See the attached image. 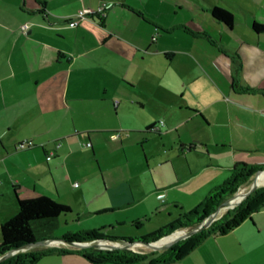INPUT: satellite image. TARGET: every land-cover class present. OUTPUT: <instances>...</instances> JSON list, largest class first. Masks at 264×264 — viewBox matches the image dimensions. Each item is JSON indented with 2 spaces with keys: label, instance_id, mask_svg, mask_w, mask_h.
I'll return each instance as SVG.
<instances>
[{
  "label": "crops",
  "instance_id": "obj_1",
  "mask_svg": "<svg viewBox=\"0 0 264 264\" xmlns=\"http://www.w3.org/2000/svg\"><path fill=\"white\" fill-rule=\"evenodd\" d=\"M222 1L245 14L248 24L233 45L224 35L244 21L210 0H0V226L18 211L16 193L45 194L39 181L45 172L51 175L46 186L58 194L96 190L104 202L86 214L115 213L110 228L162 213L168 225L219 186L212 180L229 179L236 163L264 164V31L254 28L264 24V0ZM104 2V15L69 23L81 9L97 10ZM215 5L233 13L232 27L213 17ZM234 81L257 90L238 89ZM77 119L87 126L80 128ZM160 120V129H148ZM153 135L165 149L155 148ZM25 140L35 146L19 148ZM131 143L136 149L127 151ZM120 151L103 164L104 154ZM88 159L96 160L97 170H79ZM171 177L178 178V189L165 193L168 186H159ZM163 194L168 205L158 204ZM77 212L71 207L60 225L75 221ZM154 230L139 222L125 237ZM153 260L95 263L56 249L34 264ZM164 264H264V205Z\"/></svg>",
  "mask_w": 264,
  "mask_h": 264
},
{
  "label": "trees",
  "instance_id": "obj_2",
  "mask_svg": "<svg viewBox=\"0 0 264 264\" xmlns=\"http://www.w3.org/2000/svg\"><path fill=\"white\" fill-rule=\"evenodd\" d=\"M211 13L214 18L224 22L227 26H233L234 15L226 8L215 5L211 9ZM254 28L258 32H263L264 24L255 22ZM234 62L236 63V68L240 70L242 66L240 56H237ZM235 81L234 86L238 89H243L250 92L257 90L254 88L243 87ZM263 170L264 164H251L247 162L236 163L229 179L224 184L217 186L200 205L188 211L176 221L164 226L157 232L136 238L143 240H156L161 237V235L166 233H172L185 227H197L211 209L218 207L223 201L227 199V196L233 195L240 191L241 187L245 183L249 182L258 171ZM263 176L264 175L260 176L258 181L263 178ZM16 197L18 211L15 213V215L3 221L0 226V253L11 251L12 249H15L26 243H36L41 239H46L56 228L59 227L61 216L71 212V207L69 205L62 204L45 194L30 198H22L16 193ZM262 205H264V188L251 193L247 197L246 201L241 204V206H237L233 210L225 213L217 222L208 228L194 232L183 243L179 244V242H177L176 244L180 245L179 250H175L173 247H171V249L167 251L169 255L166 258L154 257V260L151 262V264H164L180 259L210 235L215 233H224L227 230L234 228L244 219H246V217L251 212L259 209L262 207ZM94 233V231L88 230L86 231L85 236L91 238L101 237L98 236L99 234ZM63 239L72 241L74 239L78 240L79 237H77L75 234H68L63 236ZM164 242L166 241L159 242L157 245H162ZM56 249L63 252L76 251L82 253L95 263H100L103 261L130 263L137 260H143L148 256H151L148 253L136 252L131 249L118 247H88L69 249L62 247L17 253L1 264H34L38 259Z\"/></svg>",
  "mask_w": 264,
  "mask_h": 264
},
{
  "label": "rangeland",
  "instance_id": "obj_3",
  "mask_svg": "<svg viewBox=\"0 0 264 264\" xmlns=\"http://www.w3.org/2000/svg\"><path fill=\"white\" fill-rule=\"evenodd\" d=\"M213 3H218L220 5H224L229 7L232 11H234L236 13V15H238L239 17H241V19L244 21V23H240L238 21H236L235 23V31L232 34H225L224 38H223V42L225 43H230L231 45L236 43V38H240L241 39V34L244 32L246 35V29L248 27V24L245 21V14L238 12L237 10H235L234 8L230 7L229 5L225 4L222 0H210ZM261 15V14H260ZM206 20V23L209 22ZM211 22V21H210ZM209 24V31L211 33H217L216 32V27L213 25V23H207ZM248 35V33H247ZM218 37V36H217ZM240 43H242L240 41ZM245 44L244 46L247 47L248 43H242ZM77 124L80 126V128L82 127H86L87 126V122H85V120H78L77 119ZM165 123L164 121L161 122L159 124H154L156 125V127H158V129H160L161 126H163ZM150 130V128H149ZM124 131V130H123ZM153 141H155V148H160V150L165 149V147L162 148V144L161 141L159 139L158 135H153L152 138ZM87 143V142H85ZM163 143V142H162ZM37 144V143H36ZM105 144H108V142H105ZM110 145V144H108ZM136 149V144L131 143L127 145V151H131ZM200 149V148H199ZM122 153V151H120L117 155L114 153L113 154H104L102 156V162L105 165V162H111L114 158L118 157V155H120ZM209 157H207L206 155H202V160H208ZM217 161V160H216ZM44 164L46 165V168H48L47 164L44 162ZM217 164V162H214V165ZM221 166L225 167V164H221ZM94 169L97 170L98 168V164L96 162L95 159H88V161H86L85 163H83L80 166L79 170L82 171H89V169ZM170 167H166L165 169H168V171H170L169 169ZM47 170V169H46ZM224 173L227 174V177L229 176V172L228 171H224ZM264 174V170L263 171H258L249 182L245 183L240 191H238L237 193L233 194V195H229L227 196V199L225 201H223L219 206L223 205V204H228V202H231L233 200H235L236 197H240V199L238 198V202H236V204L234 206H229V207H224L222 209H220L219 211H217L218 207L211 209L206 216L203 218V220L201 221V223L195 227V228H191V227H185L182 228L180 230H177L175 232L172 233H166L161 235V237H159L156 240H160L159 242L162 241H166L164 243H162V245H156V246H152L150 244H144L145 242H152L155 240H143L140 238H133V237H125V235H128L129 233H133L139 222L147 224V228L150 229H161L163 228L165 225V217H166V213H162L161 215H155L153 214L151 217H153V219H150L149 216H146L147 218H144L143 216L140 217V221L137 222H127L125 223L122 227H118L116 225V223L114 222L112 224V226H110L109 228V221H115L116 220V214L115 213H107V214H103V215H98V216H87L88 214H86L88 211H94V209L98 208L99 205H102V203L104 202L101 197H99L96 193V190H93V192H85L83 191L80 194H73L72 192H69L68 194L66 193H62L58 194L56 191L53 192L52 190H50V188H48L46 186V181L51 180V175L50 173H43L42 177H40L39 181H40V187L43 190V192L52 197L53 199H55L56 201L62 203V204H69L71 205V207L78 213V218L75 219V221H69V224L65 225H60L58 228H56L53 233L48 236L46 239H41V242H36L34 243L32 246L30 247H26L25 244L24 245H20L19 247L12 249L11 251H5V252H1L0 253V264L2 262H4L5 260H7L8 258L14 256L17 253H22V252H31V251H36L39 249H46V248H58L60 247H66L69 246L71 248H88V247H95V248H112V247H118V248H126V249H131L134 250L136 252H144V253H148L151 256L154 257H158V258H166L169 254H168V250L171 249V247H173L175 250L176 249H180V243H183L189 236H191L193 233L192 231L195 230L196 228H198L202 223L206 224V226H204L203 228L201 227L198 231L203 230L208 228L209 226H211L212 224H214L215 222H217L225 213L229 212L230 210H233L234 208H236L237 206H241V204H243L247 197L258 190H261L264 188V180H262L259 184H257L255 186V188L249 192L252 183L254 182V180L256 179L257 176H260ZM173 177V176H172ZM171 177V178H172ZM34 179V178H33ZM228 179V178H227ZM224 179L222 180H212L211 184L214 182H218L220 183L219 185L224 184L226 181ZM29 182V181H27ZM34 183V182H33ZM33 183L29 184V185H33ZM178 178H172L171 180H169L165 185L159 186V188H165L168 186V188L164 189L163 191L165 193H174L175 191H177L178 189ZM46 186V187H45ZM32 188V186H29ZM25 193L28 191V189H24L23 190ZM211 191V190H209ZM205 199L202 200V202ZM239 200H241L239 202ZM168 202L166 200L165 194H163L162 197L159 198L158 200V204L159 205H168ZM253 204V203H252ZM253 206V205H250ZM160 207V206H158ZM169 207H174L173 204H170ZM197 207V206H196ZM181 210V208H180ZM216 212V214H214V212ZM185 214V213H184ZM182 213V215H184ZM214 214V215H213ZM73 218H75V216H72ZM107 221V222H106ZM106 223V224H105ZM156 223L159 224L160 228H155ZM107 225V226H105ZM105 226V228H103ZM81 230L82 232H74V233H69V231L71 230ZM94 231L95 233L99 234L98 236L101 237H87L85 236L86 231ZM143 230V232L145 231V229H141ZM154 230V231H157ZM68 232V233H67ZM113 233L114 235H118V236H123L121 238L118 237H111V236H105V234L107 233ZM197 232V231H194ZM94 233V234H95ZM151 233V232H150ZM68 234H75L77 237H79L78 240H72V241H89V242H93L95 244H97L96 246H92L89 245L91 243H89L88 245H80V244H74V243H68L67 239H63V236L68 235ZM43 238V237H41ZM40 239V238H39ZM122 239H126L127 242L126 243H122L120 240ZM177 242H179V244H176ZM141 243V244H138ZM114 244V245H112ZM111 246V247H109ZM18 251H15L17 250ZM173 249V250H174ZM177 250V251H178ZM149 260H151V258H149Z\"/></svg>",
  "mask_w": 264,
  "mask_h": 264
},
{
  "label": "built area",
  "instance_id": "obj_4",
  "mask_svg": "<svg viewBox=\"0 0 264 264\" xmlns=\"http://www.w3.org/2000/svg\"><path fill=\"white\" fill-rule=\"evenodd\" d=\"M108 6H109V4L104 2L97 10L81 9L78 12L76 17H73L72 19L69 20V23L73 26H77L81 22L82 19L88 17L91 14H94L95 12L98 14L104 15L106 13V9L108 8ZM29 27H30L29 23L23 24L24 29H28ZM161 122H163V120H161ZM150 130L156 131V130H158V127H156V125H153L150 127ZM118 136H119V132L111 134V138H117ZM59 145H60V143L58 142L57 146H59ZM34 146H35V143L33 140H25V141H22L18 144V147L22 148V149L31 148ZM53 155H54V151H51L49 153V155L47 156V159L48 160L51 159L53 157Z\"/></svg>",
  "mask_w": 264,
  "mask_h": 264
},
{
  "label": "water",
  "instance_id": "obj_5",
  "mask_svg": "<svg viewBox=\"0 0 264 264\" xmlns=\"http://www.w3.org/2000/svg\"><path fill=\"white\" fill-rule=\"evenodd\" d=\"M262 175H263V174H262ZM262 175H260V176H262ZM260 176H257V177H256V179H255L254 182L252 183V186H251L249 192H251V191L255 188L256 183H257V181H258V179H259ZM240 201H241V200H239V202H240ZM225 205H226V204H223V205L219 206L218 209H217V211H219L220 209L224 208ZM217 211H215L214 214H216ZM214 214H213V215H214ZM204 226H206V224L202 223L198 228H196L195 230H193L192 233H194V231H198L201 227L203 228ZM120 241H121L122 243H126V242H127L126 239H122V240H120ZM159 241H160V240H155V241H152V242H145L144 244H145V245H146V244H150V245H152V246H156V245L159 243ZM38 242H39V241H38ZM67 242H69V243H74V244H80V245H88L89 243H91V242H89V241H67ZM33 244H34V242H30V243H26L25 246H26V247H30V246H32ZM138 244H141V243H138ZM89 245L96 246L97 244H95V243L92 242V243L89 244ZM112 245H114V244H112ZM97 246H98V245H97ZM109 247H111V246H109ZM15 251H18V249L15 250Z\"/></svg>",
  "mask_w": 264,
  "mask_h": 264
},
{
  "label": "bare ground",
  "instance_id": "obj_6",
  "mask_svg": "<svg viewBox=\"0 0 264 264\" xmlns=\"http://www.w3.org/2000/svg\"><path fill=\"white\" fill-rule=\"evenodd\" d=\"M238 198H240V197H237V199H238ZM237 199H235V200L229 202L228 204L225 205V207L227 208V207H229V206H234V205L236 204V202H238V201H236Z\"/></svg>",
  "mask_w": 264,
  "mask_h": 264
}]
</instances>
